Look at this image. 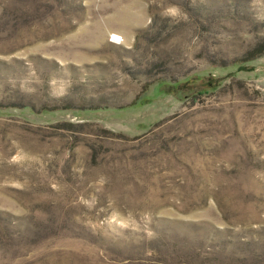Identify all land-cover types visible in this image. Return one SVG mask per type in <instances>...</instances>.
<instances>
[{
  "label": "rangeland",
  "instance_id": "374dc122",
  "mask_svg": "<svg viewBox=\"0 0 264 264\" xmlns=\"http://www.w3.org/2000/svg\"><path fill=\"white\" fill-rule=\"evenodd\" d=\"M0 264H264V0H0Z\"/></svg>",
  "mask_w": 264,
  "mask_h": 264
},
{
  "label": "bare ground",
  "instance_id": "6f19581e",
  "mask_svg": "<svg viewBox=\"0 0 264 264\" xmlns=\"http://www.w3.org/2000/svg\"><path fill=\"white\" fill-rule=\"evenodd\" d=\"M115 37H117L119 39L118 35H115Z\"/></svg>",
  "mask_w": 264,
  "mask_h": 264
}]
</instances>
